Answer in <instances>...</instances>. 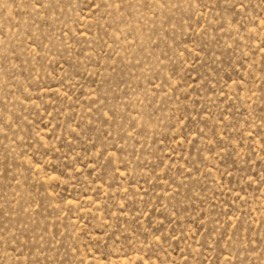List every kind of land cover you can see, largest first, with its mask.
Instances as JSON below:
<instances>
[{
    "label": "rangeland",
    "instance_id": "1",
    "mask_svg": "<svg viewBox=\"0 0 264 264\" xmlns=\"http://www.w3.org/2000/svg\"><path fill=\"white\" fill-rule=\"evenodd\" d=\"M0 264H264V0H0Z\"/></svg>",
    "mask_w": 264,
    "mask_h": 264
}]
</instances>
